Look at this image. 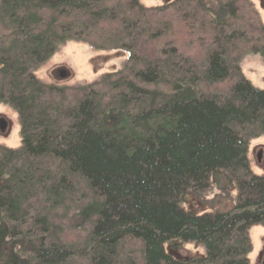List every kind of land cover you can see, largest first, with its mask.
<instances>
[{"label": "trees", "instance_id": "obj_1", "mask_svg": "<svg viewBox=\"0 0 264 264\" xmlns=\"http://www.w3.org/2000/svg\"><path fill=\"white\" fill-rule=\"evenodd\" d=\"M67 42L127 59L86 85L39 80ZM247 55L264 62L248 0H0V104L21 138L0 145V264H249L264 89L244 78ZM212 188L236 192L230 210L184 207ZM187 243L204 254L165 249Z\"/></svg>", "mask_w": 264, "mask_h": 264}, {"label": "rangeland", "instance_id": "obj_2", "mask_svg": "<svg viewBox=\"0 0 264 264\" xmlns=\"http://www.w3.org/2000/svg\"><path fill=\"white\" fill-rule=\"evenodd\" d=\"M138 1L143 6L151 8L162 6L172 0ZM248 1L253 5L264 26V0ZM126 59L127 55L122 51H96L83 43L67 42L59 46L55 54L35 72V75L42 82L57 86L86 85L97 81L104 74L120 70ZM240 70L244 78L255 88L264 89V62L258 55H247L240 64ZM61 72L66 73L64 78L60 77ZM0 121L5 124L4 129H0V145L10 149L19 148L21 138L17 115L9 107L0 104ZM247 158L252 173L263 176L264 137H258L249 142ZM218 195L219 192L212 188L205 193L202 201L189 196L184 207L196 213L230 210L234 204L236 192L231 191L229 198L225 200ZM248 236L251 243L249 264H264V227H251ZM165 249L180 259L199 257L204 254L202 247L192 243L182 245L180 250H174L169 245L165 246Z\"/></svg>", "mask_w": 264, "mask_h": 264}, {"label": "water", "instance_id": "obj_3", "mask_svg": "<svg viewBox=\"0 0 264 264\" xmlns=\"http://www.w3.org/2000/svg\"><path fill=\"white\" fill-rule=\"evenodd\" d=\"M66 76V73L65 72H61L60 73V77L64 78ZM4 122L0 121V129H4Z\"/></svg>", "mask_w": 264, "mask_h": 264}]
</instances>
